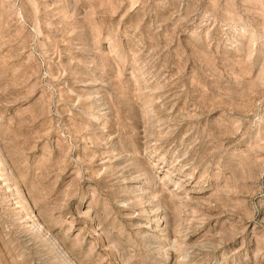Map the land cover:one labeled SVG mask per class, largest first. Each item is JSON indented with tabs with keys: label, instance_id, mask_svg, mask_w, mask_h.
I'll return each mask as SVG.
<instances>
[{
	"label": "rangeland",
	"instance_id": "1",
	"mask_svg": "<svg viewBox=\"0 0 264 264\" xmlns=\"http://www.w3.org/2000/svg\"><path fill=\"white\" fill-rule=\"evenodd\" d=\"M0 264H264V0H0Z\"/></svg>",
	"mask_w": 264,
	"mask_h": 264
}]
</instances>
